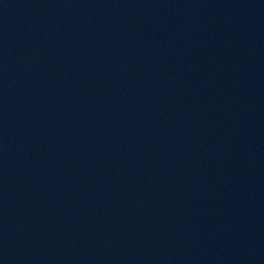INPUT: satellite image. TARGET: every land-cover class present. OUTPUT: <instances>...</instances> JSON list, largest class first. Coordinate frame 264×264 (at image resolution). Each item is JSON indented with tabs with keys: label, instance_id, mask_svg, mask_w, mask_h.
I'll return each mask as SVG.
<instances>
[{
	"label": "water",
	"instance_id": "water-1",
	"mask_svg": "<svg viewBox=\"0 0 264 264\" xmlns=\"http://www.w3.org/2000/svg\"><path fill=\"white\" fill-rule=\"evenodd\" d=\"M0 264H264V0H26Z\"/></svg>",
	"mask_w": 264,
	"mask_h": 264
}]
</instances>
